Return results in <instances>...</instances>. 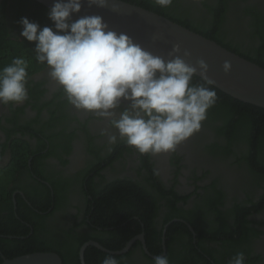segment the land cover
I'll return each mask as SVG.
<instances>
[{"label":"trees","instance_id":"trees-1","mask_svg":"<svg viewBox=\"0 0 264 264\" xmlns=\"http://www.w3.org/2000/svg\"><path fill=\"white\" fill-rule=\"evenodd\" d=\"M7 1L2 0L0 6V68L10 64L14 57L22 56L30 61L29 76L45 71L33 59L35 43L24 40L20 35L12 36L9 31L12 24L18 21L15 26L20 33L22 26L19 21L24 17L41 28L52 27L48 19L50 10L34 0H10L13 3L11 10L15 15L8 21L2 14ZM122 1L162 16L264 69V14L257 11L255 6L241 8L236 3L246 0H215L213 7L205 5V11L199 10L198 6L193 7L196 6L195 2L185 6L183 0H173L172 5L166 9L155 5L153 0ZM228 4L237 12H232L231 18L226 15L229 11ZM194 15L199 16L196 17L198 20H205V26L193 19ZM194 80L204 83L198 77H194ZM31 84L29 79L28 99L25 102L35 110L31 101L38 100V95L42 93L39 88L41 84L34 87ZM211 87L216 92L217 102L208 110V117L201 130L191 138L195 141L193 145L199 148L203 162L216 163V174L212 177L210 171L201 169L202 173L198 176L192 170L191 179L195 190L190 194L181 195L174 190L176 177L184 168V165H180L181 157L176 152L172 153L170 162L177 171L173 185L168 187L157 175L151 156L139 155L123 142L118 141L114 146L108 147L105 144L106 153L102 156L105 151L97 149L90 142L94 136L89 133L86 124L80 123L70 133L67 126L62 127L58 133H52L51 128L55 124L60 125L63 121L68 123L70 118L65 115V100L42 105V108H48L49 118L45 123H41L39 109L37 119L34 120L39 123L38 127L30 121L26 126L20 125L17 128L22 133L29 134V137L38 139L39 147L35 150H31L26 141L13 139L16 136L14 128L12 131L8 130V141L12 140V159L6 168H10V171H3L6 175L13 170L19 172L26 168L25 154L28 152L40 155L35 160L36 165H40L48 154H54L56 149L68 154L71 150L70 140L79 136L78 132L86 140L85 151L92 159L73 177V181L84 183L90 173L94 176L87 182L88 191H83L92 197L84 218L86 221L76 222L68 230L61 231L57 238L51 237V233L44 229L43 221L46 218L37 216L17 196L21 207L18 214L26 220L32 218L35 224L34 233L24 240L21 237L27 236V233L13 212L12 191L8 185L4 188L0 179V264L3 258L10 260L38 252L55 253L61 258L62 264H81L79 252L85 243L92 241L107 251L118 252L131 239L141 234L148 254L139 241L120 255L88 246L83 255L84 263L102 264L106 256H111L119 264H153L152 256L164 253V238V255L168 256L170 264H229L238 252L244 253L245 264H264V109L233 99L212 85ZM61 95L59 90L54 93L53 99ZM49 104L54 105L52 109ZM23 108L25 106L12 113V117L8 118L9 123L17 125L15 118L17 113L22 114ZM117 110L123 109L120 106ZM48 144L49 153H41ZM109 147L111 151H108ZM131 151L138 155L139 160L134 178L116 179L102 186L93 181L96 175L102 178V164L108 166L117 158H124V154H131ZM59 158L61 165H65L66 161ZM35 172L51 185V191L43 183H40V188L20 186V183L13 187L21 190L39 211H48L52 206V210H55L60 207L61 202H66V197L63 196L65 184L43 177L37 169ZM209 176L212 178L204 186L199 188L196 185L197 181ZM226 179L238 184V190L232 195L224 185ZM48 214L51 216L52 211ZM81 226L88 231L80 233L78 229Z\"/></svg>","mask_w":264,"mask_h":264},{"label":"clouds","instance_id":"clouds-1","mask_svg":"<svg viewBox=\"0 0 264 264\" xmlns=\"http://www.w3.org/2000/svg\"><path fill=\"white\" fill-rule=\"evenodd\" d=\"M121 2L114 0L111 10L119 11L116 5ZM153 3L166 9L173 0ZM83 4L105 8L108 0H57L48 12L52 27L41 28L21 18L20 36L35 43L33 59L47 70L68 105L107 120L115 129V134L107 137L109 146L119 139L143 156L174 152L201 130L208 110L217 102L208 64L203 59L192 62L191 53L186 49L181 52L179 43L167 57L154 55L128 35L109 30L100 15H84L73 21ZM29 65L28 59L17 56L0 68V105L27 101ZM222 70L227 74L231 62L226 60ZM121 102L128 106L117 118ZM102 264L119 261L106 256ZM153 264L170 261L167 255H156ZM229 264H245L244 253L238 252Z\"/></svg>","mask_w":264,"mask_h":264},{"label":"flooded vegetation","instance_id":"flooded-vegetation-1","mask_svg":"<svg viewBox=\"0 0 264 264\" xmlns=\"http://www.w3.org/2000/svg\"><path fill=\"white\" fill-rule=\"evenodd\" d=\"M8 0L7 3L4 6V10L2 11V14L5 16V18H8V21L12 18H10L12 15L14 16L13 10H11V7L13 3ZM203 1L205 4H203ZM196 3V6L193 7H199V10L205 11V5L209 7H213L215 5V0H183V4L185 6L190 5V3ZM2 0H0V6H1ZM241 8H244L245 6H255L257 7V11L264 14V0H246L244 2L237 1ZM192 6V5H191ZM230 5L228 4V7ZM1 8V7H0ZM230 8V7H229ZM228 8V12L226 13L228 18H231L233 11L231 8ZM240 12L241 10H237ZM237 13V12H236ZM193 19H195L197 22L200 23V25H204L205 20L201 19L198 20L199 17L197 15H194ZM21 17H23L21 15ZM16 21L15 23H17ZM15 23H13L10 27V35L12 36H19V30L17 26H15ZM22 31V28H21ZM20 31V32H21ZM30 80L32 81L31 86L34 87L36 84H41L39 86L40 93L38 95L37 101H31L32 105L35 106V110L32 109L31 105H26V102L20 104V105H0V168L1 173L8 168L10 165L11 159H12V151L10 150V144L11 141H8L7 138V132L12 131V128H14L15 131V137L13 136V139L16 140H24L26 141L30 146L31 150H35L38 146V139L35 137H29V134L22 133L17 128L22 125L26 126L27 122L33 121L38 127L37 122L34 120L37 119V113L40 109V120L41 123H45V121L49 118L48 114V108H42V105L48 104L49 102H55L58 100L64 101L63 95H61L57 99H53L54 93L58 92L60 89L57 88L54 83L50 80L47 74V70L33 74L30 76ZM29 89H27L28 91ZM44 91V92H43ZM36 92V91H33ZM56 103V102H55ZM22 114L17 113V116L15 118V122L17 125H13L9 123V119L12 117V113L14 111L17 112V109L20 107H24ZM50 109H52V104H49ZM127 102H121V109L126 108ZM65 115L67 114L70 118H68L67 122H62V124L58 125L55 124L54 127L51 128L52 133H58L62 127L67 126L69 128V133L72 132L71 130L76 129L79 124H86V127L88 128L89 133L94 136L92 139H90L91 143L97 147V149H102L105 151V146L107 144V137L108 135L115 134V129H112L108 126V121L103 118L95 117L91 114H85L83 112H78L75 109H73L70 105H66L65 108ZM119 110H116L117 118L119 115ZM62 116H64L62 112ZM9 118V119H8ZM65 118V116H64ZM88 119V120H87ZM87 120V121H86ZM40 123V125H41ZM53 125V124H52ZM68 132V131H67ZM105 132L106 134L104 136H101L100 133ZM77 135L74 136L70 140L71 144V150L68 154H64L61 149H56L54 151V154H48L47 157H44L42 159V162L36 165L35 160L40 157V155H33L31 152H28L25 154L27 157V166L25 169L19 171L13 170V172L10 174L11 177V183L8 185V188H10V191H12L11 195V202L13 205V212L15 214L16 219L25 227V231L27 233V236L21 237L23 240L28 238L34 233L35 230V224L31 220H26L25 218H21L18 209H21L19 207L18 202L19 198L25 202V204L33 209L34 212H36L37 216H44L46 219L43 221V227L45 230L49 231L51 234V237H59L61 234V231L64 232V230H68V228L72 227L76 222L82 223L86 220L84 219L85 216H87V207H89V202L92 199L91 195L85 194L83 191L84 189L87 190V182L88 180L94 176L93 173H90L87 180L83 183L80 182H74L73 177L80 172L82 169H84L87 166L88 160H91L92 158L86 153L85 151V139L82 138V135L77 132ZM57 141V140H56ZM119 139L117 140V142ZM58 142V141H57ZM56 142V143H57ZM69 142V140H68ZM194 140L190 137L183 143H181L174 152H176L180 157V165H184V168H182L179 172L180 174L176 177V185L174 190L178 192L181 195L184 194H190L195 190L194 181L191 179L193 177L192 170H195L196 174L198 176L201 175L202 170L204 169L206 171H210L212 174V177L216 174V163H206L203 162V159L200 157V153L198 152L199 148L197 149L196 146H194ZM106 144V145H105ZM50 151V145L48 144L45 149H42L41 153H49ZM106 151L102 153V156H104ZM131 154H124V158H117L116 160L112 161L111 164L106 166L105 164H102V171L100 176H95L93 181L97 183L98 185H104L105 183L112 182L116 179H124L126 177H132L134 178L136 176V169H138L139 166V160H137L138 155L134 154L133 151L130 152ZM173 152L167 153V154H159L156 156H151V161L154 163V168L159 176V178L164 182V184L168 187L173 185V179L175 178V172L176 167H174L171 162L170 158ZM123 154V153H122ZM61 157L64 161H66L65 165H61V162L58 160ZM105 165V166H104ZM104 166V167H103ZM35 169H37L38 172L42 174V176H47L50 180L59 183L61 185L65 184V192L63 194L64 197H66V202H61L60 207H57L55 210L53 209V206L48 211H39L36 207H33L29 200L26 198L24 193L13 187L14 185H17L20 183V186H28L31 187H39L40 183H43L47 185L49 190L51 191V185L44 181L40 176L35 172ZM219 169V167H218ZM217 169V170H218ZM23 173V174H22ZM3 180L7 177V175H2ZM209 176L204 180L197 181L196 185L200 188V186H204L206 183L209 182V179L212 178ZM74 182V183H73ZM203 182V183H202ZM67 183H73L68 184ZM236 182H230V180L225 181L227 190H230V194L232 195L234 192H236L238 189V184L235 186ZM240 184V183H239ZM31 186V187H30ZM88 191V190H87ZM200 193V190H197ZM19 196V198H17ZM88 202V203H87ZM39 203V202H37ZM188 205V204H187ZM192 206V205H191ZM23 209V208H22ZM26 209L24 210V213ZM52 211L51 216H49L48 213ZM89 218V216L87 217ZM85 224V223H84ZM168 225L165 226L167 228ZM80 233L87 232V228L84 226H81L80 229H78ZM22 232V231H21ZM23 233V232H22ZM135 238V237H134ZM137 242V241H136ZM264 243V241H262ZM261 243V242H260ZM261 245H263L261 243ZM143 248V247H142ZM98 249V248H97ZM146 253V252H145Z\"/></svg>","mask_w":264,"mask_h":264},{"label":"water","instance_id":"water-1","mask_svg":"<svg viewBox=\"0 0 264 264\" xmlns=\"http://www.w3.org/2000/svg\"><path fill=\"white\" fill-rule=\"evenodd\" d=\"M34 1L49 10L57 2V0ZM113 2L114 0H108V6L105 8L95 6L89 8L87 4H83L81 12L74 15L72 19L75 21L84 15H100L103 22L108 25L109 30L128 35L134 43L139 44L144 50L150 51L154 55L167 57L172 46L179 43L181 52L186 49L191 53L192 62L203 59L208 64V76L213 81V87L233 99L264 109L263 68L231 53L214 41L138 6L122 1L116 5L119 11L113 12L111 10ZM226 60L231 62V70L227 74L222 70V65ZM190 230L193 232L192 228ZM162 239L165 253V241L164 238ZM136 241L141 242L144 251L148 254L144 236L141 234L131 239L127 246L118 252L107 251L92 241L87 242L80 249V263L85 264L83 255L88 246L96 247L110 254L120 255L126 253ZM1 264H62V260L55 253L38 252L10 260L3 258Z\"/></svg>","mask_w":264,"mask_h":264},{"label":"rangeland","instance_id":"rangeland-1","mask_svg":"<svg viewBox=\"0 0 264 264\" xmlns=\"http://www.w3.org/2000/svg\"><path fill=\"white\" fill-rule=\"evenodd\" d=\"M0 170H1V168H0ZM4 171H10V168L9 169H5ZM6 175L5 173H1V171H0V179H1V181H2V184H3V187L5 188L7 185H9L10 184V182H11V177H10V174L9 175H7V177H6V180H3V177H2V175ZM2 187V186H1Z\"/></svg>","mask_w":264,"mask_h":264}]
</instances>
